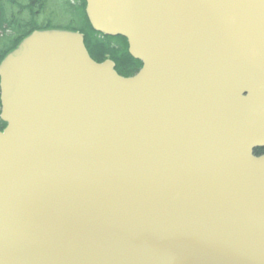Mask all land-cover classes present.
<instances>
[{"label":"water","instance_id":"95a60500","mask_svg":"<svg viewBox=\"0 0 264 264\" xmlns=\"http://www.w3.org/2000/svg\"><path fill=\"white\" fill-rule=\"evenodd\" d=\"M141 63L35 30L0 62V264H264V0H85Z\"/></svg>","mask_w":264,"mask_h":264},{"label":"trees","instance_id":"16d2710c","mask_svg":"<svg viewBox=\"0 0 264 264\" xmlns=\"http://www.w3.org/2000/svg\"><path fill=\"white\" fill-rule=\"evenodd\" d=\"M60 1L61 5L66 3L72 11L73 19L71 18V20L65 22V26H50L48 19L40 23V25L36 24L37 21L33 10L38 11L37 13L46 12L47 7H49L47 0H0V25L4 26L0 33L2 35L0 37V61L32 31L60 28L80 32L84 37L85 48L95 62L101 63L108 59L111 60L115 64L116 72L122 77H132L138 72L141 63L128 54L127 42L124 38L104 36L91 29L84 12V0ZM13 10L19 14L23 13L26 15V19L17 17L18 19L7 21L15 15V12H12ZM57 13L54 14L57 15ZM19 14L18 16H20ZM7 29L11 32L6 33ZM4 127L5 124L0 121V131ZM261 154H264V148L254 150V155L258 156Z\"/></svg>","mask_w":264,"mask_h":264},{"label":"rangeland","instance_id":"374dc122","mask_svg":"<svg viewBox=\"0 0 264 264\" xmlns=\"http://www.w3.org/2000/svg\"><path fill=\"white\" fill-rule=\"evenodd\" d=\"M47 1L49 3V7H47L46 12L43 11V12L37 13L38 11L33 10L35 17H36V21H37V23L35 22L36 24L40 25V23H42L43 21H46V19H48L50 22L49 24H51L50 26H57V25L65 26V22H67L68 20H71V18L73 19L72 11L69 9V7L66 3H64V5H61L60 2H57L55 0H50V1L47 0ZM12 12H15V11L13 10ZM54 13H57V15ZM18 14H19L18 12H15V15H13V17L9 18L7 21L14 20L17 17L19 19L20 18L26 19V17H27L23 13L19 14L20 16H18ZM49 24H47V25H49ZM3 27H4L3 25L2 26L0 25V33H1V29ZM10 32L11 31H9L7 29L6 33H10ZM1 36L2 35L0 34V37Z\"/></svg>","mask_w":264,"mask_h":264}]
</instances>
